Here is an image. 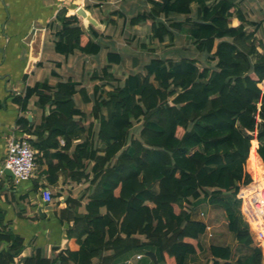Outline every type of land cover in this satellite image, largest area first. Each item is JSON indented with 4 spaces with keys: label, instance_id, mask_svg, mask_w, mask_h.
Wrapping results in <instances>:
<instances>
[{
    "label": "trees",
    "instance_id": "1",
    "mask_svg": "<svg viewBox=\"0 0 264 264\" xmlns=\"http://www.w3.org/2000/svg\"><path fill=\"white\" fill-rule=\"evenodd\" d=\"M148 2L149 10L127 22L149 23L151 38L160 43L174 40L177 31L186 33L210 65L189 56L153 57L143 72L121 80L110 65L120 64L123 56L110 51L109 65L95 76L103 82L95 86L94 99L72 79L55 85L37 82L15 97L24 110L34 95L38 106L48 108L32 128L27 118L19 121L34 136L36 169L48 184H58L61 175L89 182L85 212L80 211L84 196L65 197L66 206L58 212L68 239L78 247L68 246L51 257L37 250L18 264H93L94 259L120 264L134 252L162 264H193L206 252L211 264H263L237 196L252 179L249 158L255 136L264 164V52L258 48L257 29L248 31L237 0ZM58 20L57 52H101V34L94 26L85 29L77 14L65 10ZM107 84L112 89L104 94ZM77 93L85 103L93 102L94 121L88 127ZM204 200L225 211L228 229L239 243L238 259L229 245L205 247L207 223L192 214ZM0 238L10 242L0 251V264H13L25 240L11 232Z\"/></svg>",
    "mask_w": 264,
    "mask_h": 264
},
{
    "label": "crops",
    "instance_id": "2",
    "mask_svg": "<svg viewBox=\"0 0 264 264\" xmlns=\"http://www.w3.org/2000/svg\"><path fill=\"white\" fill-rule=\"evenodd\" d=\"M123 2H135L131 10L136 9V14L151 8L148 0H107L104 2H99V0H0V170L3 169V173L0 174V234L11 232L20 235L25 240V246L13 264H18L24 257L35 254L37 250H41L42 255L51 257L56 255L60 249L68 246L77 248V243L68 239L67 224L60 222L58 212L66 206L65 197L67 196L74 198L84 196L80 211L85 212L84 207L89 194L87 189L89 182L87 181L75 183L61 175L58 184L49 185L46 177L40 173L41 169L38 168L32 178L16 182L11 171L4 167L9 142L24 134L31 138L34 137L26 132L23 124L19 122L20 119L27 118V127L32 128L33 124L41 123L44 113L48 112V108L43 109L37 105L38 96L36 95L31 97L27 110L21 107V103L17 102L15 97L24 96L27 88L34 86L37 82L46 81L50 85H55L61 80L72 79L80 83L79 87H85L90 97L94 99L95 86L103 82L101 79H95V76L102 74V69L109 65L107 55L110 51L121 53L123 56L120 64L110 65V70L118 78L115 66L125 62L124 51L128 48L114 47L115 41L112 40L118 33L116 29L117 25H120L118 17L120 13L124 15L120 8ZM237 2L239 3V0ZM79 7L85 8L98 22L97 25L93 23L89 25L94 26L101 34L99 40L103 47L99 54H85L75 50L69 55H64L55 49L57 31L61 25L58 20L59 16L63 10L67 12V15L77 14ZM109 7L111 8L110 13L113 11L112 14L106 9ZM239 7L245 13L248 24L256 25L251 31L257 29V34L262 23L251 20L245 8L243 9L240 4ZM193 8L196 9V4H193ZM79 17L83 22V17ZM125 17L121 23L124 26ZM123 25L119 33H122ZM83 26L88 30L89 26L84 22ZM141 26L149 30L145 34L149 40L153 41L150 24L143 23L135 25L134 28L138 30ZM187 26L190 25L187 24ZM132 36L138 38L134 34ZM167 40L172 43L170 38ZM141 46L146 45L143 43ZM96 61H100V66L95 69ZM139 64L137 57L132 56L131 66ZM91 68L94 69L91 70ZM130 73L133 72L122 71V78L119 79H124ZM90 86H92L91 89ZM109 86L111 85L103 86L104 94L107 93L106 90H110L107 89ZM78 94L81 97V94ZM77 95L75 96L77 106L84 112L83 123L85 127H88L94 121L91 116L93 102L85 103L82 100L81 105L77 100ZM84 105L90 106V110H84ZM84 136L83 134L81 138L76 139L75 143L80 142ZM43 189H49L52 194L60 193L61 196L53 197L52 201L47 202L43 197ZM204 215L203 211L199 212V217ZM199 217L196 219L204 221ZM204 222L209 224L207 221ZM209 237L212 236L206 233L202 239L208 240L206 238ZM9 245V241L0 238V251ZM57 247L58 250H55ZM93 264L100 263L98 259H94ZM120 264L162 263H155L151 258L143 256V253L134 252L122 258Z\"/></svg>",
    "mask_w": 264,
    "mask_h": 264
},
{
    "label": "rangeland",
    "instance_id": "3",
    "mask_svg": "<svg viewBox=\"0 0 264 264\" xmlns=\"http://www.w3.org/2000/svg\"><path fill=\"white\" fill-rule=\"evenodd\" d=\"M134 3L135 2H123V6L120 7L124 15L118 17L120 19V25H117L116 27L118 33L115 35V40H112L115 41L113 43L114 47L128 48L127 51H124L125 62H123L122 65L115 66L118 79L122 78V71H124L125 73H127L128 71L143 72V66L145 62L147 63L148 60L153 57H162L165 59L172 58L175 60H179L185 56H190L199 59L201 65H210V61L206 58V56L196 50V48L186 37L185 33H179L177 31V35L175 39L172 40V43L169 40H167L166 43H160L157 39H154L153 41L148 39L146 34L149 30H145V28H142V26L137 30V28L131 26L127 21L133 14H136V9L131 10L132 4ZM239 4L243 9L245 8L244 10L251 20L262 23V26L257 31L256 40H261V43L259 44V50L264 52V0H239ZM85 6H87V2H85ZM106 9H108L110 13L111 8L109 7ZM112 12L110 14H112ZM124 16H126L125 19H127L125 22V26L121 24ZM122 25V33H119V29L122 28ZM255 26L256 25L253 24H247L248 31L254 29ZM133 34L138 36V38L133 37ZM143 43L146 46H141ZM132 56L137 57L138 63L140 62L139 65L131 66ZM99 63L100 61L95 62V69L97 68V66H100ZM94 68H91V70H93ZM99 73L101 72L99 71ZM100 76H102V74H100ZM81 77L82 76H80V78ZM92 83L93 82H91V84ZM91 87L92 86H90L89 88L91 89ZM107 89L111 90L112 86H109ZM106 91L108 92L109 90ZM78 95L77 100L82 105V98L80 97V95ZM83 107V109L86 111L90 110V106L88 105H84ZM138 130L139 124H136V134H138ZM185 206L188 207L187 204ZM200 211L204 212L205 215L203 217H199ZM192 214L194 218L199 217L212 225V232L214 236L206 238L208 240H203V243L207 249L211 244L229 245L234 250L235 260L241 256L239 243L237 242L235 235L228 229V218L222 208L213 206L209 203L208 200H204L193 208ZM243 251L246 252V250ZM193 264H211L208 252L198 256Z\"/></svg>",
    "mask_w": 264,
    "mask_h": 264
},
{
    "label": "built area",
    "instance_id": "4",
    "mask_svg": "<svg viewBox=\"0 0 264 264\" xmlns=\"http://www.w3.org/2000/svg\"><path fill=\"white\" fill-rule=\"evenodd\" d=\"M261 87L263 88L262 84ZM30 139L31 136L24 134L18 139L11 140L7 147L4 167L12 172L16 182L32 178L37 168L36 150ZM258 146L259 141L255 136L249 158L250 168L254 171L252 179L240 187L237 196L241 203V215L248 224L253 244L262 251L264 264V164L258 154ZM2 173L3 169L0 170V174ZM42 193L45 201H52V192L49 189H43ZM206 233L213 236L210 224H207Z\"/></svg>",
    "mask_w": 264,
    "mask_h": 264
},
{
    "label": "water",
    "instance_id": "5",
    "mask_svg": "<svg viewBox=\"0 0 264 264\" xmlns=\"http://www.w3.org/2000/svg\"><path fill=\"white\" fill-rule=\"evenodd\" d=\"M77 14L79 16H82L83 17V22L85 25L89 26V23H93L94 25H97L98 22L96 19H94L90 14L89 12L83 8V7H79L78 10H77ZM8 171V170H7ZM12 173V172H11ZM13 175V174H12Z\"/></svg>",
    "mask_w": 264,
    "mask_h": 264
}]
</instances>
